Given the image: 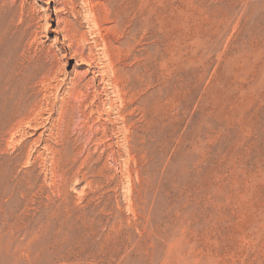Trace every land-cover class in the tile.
Here are the masks:
<instances>
[{
  "label": "rangeland",
  "instance_id": "rangeland-1",
  "mask_svg": "<svg viewBox=\"0 0 264 264\" xmlns=\"http://www.w3.org/2000/svg\"><path fill=\"white\" fill-rule=\"evenodd\" d=\"M0 264H264V0H0Z\"/></svg>",
  "mask_w": 264,
  "mask_h": 264
},
{
  "label": "bare ground",
  "instance_id": "bare-ground-1",
  "mask_svg": "<svg viewBox=\"0 0 264 264\" xmlns=\"http://www.w3.org/2000/svg\"><path fill=\"white\" fill-rule=\"evenodd\" d=\"M63 12H66V7H63ZM59 16H57V19H58ZM20 74V73H19ZM18 77V75H17ZM22 78V77H21ZM15 80V79H14Z\"/></svg>",
  "mask_w": 264,
  "mask_h": 264
}]
</instances>
